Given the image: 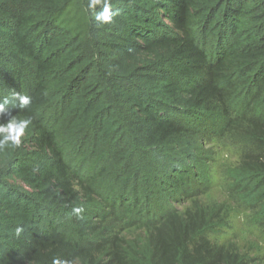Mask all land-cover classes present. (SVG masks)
<instances>
[{
	"label": "trees",
	"instance_id": "obj_1",
	"mask_svg": "<svg viewBox=\"0 0 264 264\" xmlns=\"http://www.w3.org/2000/svg\"><path fill=\"white\" fill-rule=\"evenodd\" d=\"M86 5L0 0V102L29 95L8 111L33 120L0 154V264H251L176 205L240 127L231 181L264 220V0H112L100 27Z\"/></svg>",
	"mask_w": 264,
	"mask_h": 264
},
{
	"label": "rangeland",
	"instance_id": "obj_2",
	"mask_svg": "<svg viewBox=\"0 0 264 264\" xmlns=\"http://www.w3.org/2000/svg\"><path fill=\"white\" fill-rule=\"evenodd\" d=\"M242 134L240 127H231L224 135L212 136L202 144L211 152L207 162L209 185L175 205L212 220L214 229L205 234L212 246L239 253L251 264H264V220L258 217L257 207L242 200L230 176L249 148Z\"/></svg>",
	"mask_w": 264,
	"mask_h": 264
},
{
	"label": "clouds",
	"instance_id": "obj_3",
	"mask_svg": "<svg viewBox=\"0 0 264 264\" xmlns=\"http://www.w3.org/2000/svg\"><path fill=\"white\" fill-rule=\"evenodd\" d=\"M97 9L100 10L97 11ZM86 11L91 13V18L95 21L97 27L113 24L115 22L114 17L120 14L119 9L113 8L112 0H87ZM31 102L32 98L29 95L15 91L11 97H5L0 102V116H9L5 123H0V154H4L8 150L19 149L33 123L30 116L25 118L11 116L8 106L26 109ZM83 212V207L77 206L72 208V215L79 220H83ZM24 231V227L18 226L15 228L14 235L20 237ZM52 264H72V261L57 257L52 260Z\"/></svg>",
	"mask_w": 264,
	"mask_h": 264
}]
</instances>
